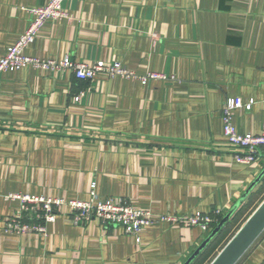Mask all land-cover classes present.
<instances>
[{
	"label": "crops",
	"instance_id": "0c3cea01",
	"mask_svg": "<svg viewBox=\"0 0 264 264\" xmlns=\"http://www.w3.org/2000/svg\"><path fill=\"white\" fill-rule=\"evenodd\" d=\"M47 2L0 0V58L27 29L30 9ZM66 5L71 18L47 22L28 55L119 62L139 75L167 78L142 84L98 74L85 81L70 70L32 67L1 75L0 264H185L219 223L209 232L155 223L138 243L120 226L98 219L76 225L59 215L47 235L16 234L5 220L20 202L7 196L87 200L95 182L102 197L131 200L155 214L220 209L223 219L250 189L226 223L262 200L264 157L254 164L234 159L222 108L227 98L255 101L251 110L235 111L234 124L240 132H262L264 0ZM237 264H264V232Z\"/></svg>",
	"mask_w": 264,
	"mask_h": 264
},
{
	"label": "built area",
	"instance_id": "2783aa9c",
	"mask_svg": "<svg viewBox=\"0 0 264 264\" xmlns=\"http://www.w3.org/2000/svg\"><path fill=\"white\" fill-rule=\"evenodd\" d=\"M72 0H48L47 4L30 9L31 20L27 29L19 36L15 44L9 46L0 58V77L5 72L32 67L43 71L60 73L73 72L79 80H94L98 74L110 78L122 77L148 84L152 80L166 79L167 75L149 71L139 75L119 62L103 60L92 64L75 61L67 54L58 59H44L30 56L27 48L37 39L41 28L47 22L70 19L71 14L66 3ZM86 91L75 95L74 102H80ZM255 101L243 102L240 98H227L222 108L223 132L234 152V159L244 164H254L264 157V123L260 134L245 133L237 130L234 114L238 109L251 110ZM90 197L68 199L63 197L34 196L30 194H10V200H19L20 208L5 220L6 230L16 234L38 233L47 235V225L54 223L59 215H67L76 225L88 224L94 219L100 220L105 227H122L127 235L141 242V233L155 223L166 222L174 226L199 227L209 232L223 217L222 210L210 213L193 212L189 214H155L147 208L134 205L124 198L102 197L96 190V183L90 186Z\"/></svg>",
	"mask_w": 264,
	"mask_h": 264
},
{
	"label": "water",
	"instance_id": "95a60500",
	"mask_svg": "<svg viewBox=\"0 0 264 264\" xmlns=\"http://www.w3.org/2000/svg\"><path fill=\"white\" fill-rule=\"evenodd\" d=\"M264 174V172H263ZM262 176V175H261ZM258 179L256 180V182ZM255 182V183H256ZM244 194L241 200L234 206V208L219 222V224L212 230L210 236L203 242V244L194 252V254L185 262L190 264L192 260L201 252V250L208 244V242L215 237L219 231L224 227L226 222L230 219L232 214L237 210L239 205L249 194ZM264 232V200L256 208V210L249 216L241 228L231 238V240L223 247L218 255L210 264H237L238 261L249 250L258 237Z\"/></svg>",
	"mask_w": 264,
	"mask_h": 264
},
{
	"label": "rangeland",
	"instance_id": "374dc122",
	"mask_svg": "<svg viewBox=\"0 0 264 264\" xmlns=\"http://www.w3.org/2000/svg\"><path fill=\"white\" fill-rule=\"evenodd\" d=\"M260 201H257L243 209L226 227L225 231L220 235V237L215 241L213 246L204 254L197 264H210L213 259L218 255V253L223 249V247L231 240V238L236 234V232L241 228L249 216L256 210L260 205Z\"/></svg>",
	"mask_w": 264,
	"mask_h": 264
},
{
	"label": "trees",
	"instance_id": "16d2710c",
	"mask_svg": "<svg viewBox=\"0 0 264 264\" xmlns=\"http://www.w3.org/2000/svg\"><path fill=\"white\" fill-rule=\"evenodd\" d=\"M239 213L237 212L234 216H233V218L231 219V221L238 215ZM222 219V218H221ZM230 221V222H231ZM230 222H228V223H226L225 224V226L219 231V234L216 236V238L213 240V242L211 243V244H214L215 243V241L220 237V235L225 231V229H226V227H227V225L230 223ZM209 248H210V245H209V247L207 248V249H205L204 251H203V253H201V255H199L197 258H196V260L192 263V264H197L199 261H200V259L204 256V254L209 250Z\"/></svg>",
	"mask_w": 264,
	"mask_h": 264
}]
</instances>
